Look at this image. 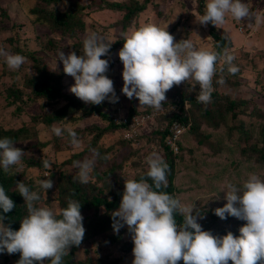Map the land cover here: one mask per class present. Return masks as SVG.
<instances>
[{
  "label": "rangeland",
  "instance_id": "374dc122",
  "mask_svg": "<svg viewBox=\"0 0 264 264\" xmlns=\"http://www.w3.org/2000/svg\"><path fill=\"white\" fill-rule=\"evenodd\" d=\"M105 1H117L124 4L133 1L143 3V0H60L58 3L45 5L47 6L45 7L47 12L48 10L51 12L74 11L73 19L76 23L77 36L75 38L70 37L67 33L63 34L61 30L56 29L48 20H40L38 17L36 18L35 14H32L30 10L37 6L38 3H41L39 0H0V49L9 54H21L26 57L25 63L19 69L12 70L5 63V58L0 56V126L5 129L10 127L16 129L23 126L27 127V132H33L31 138L28 137L14 142L16 147L23 150L24 154L21 160L22 166L17 165L12 168L20 172L24 171L25 181L30 185V190L39 192L41 199L38 202V206L49 207L56 211L61 210L59 209V207H63L60 205L61 200H59V198L63 197L60 193L61 187H66L68 190L70 185L68 177L74 182L77 181L79 169L76 166V162L83 161L86 158H93V150L98 152L99 155L95 156V166L89 180L95 182L98 186H102L109 198H111L110 190L120 187L121 181L135 177L138 173L148 170L146 158L149 153L156 152L162 158L163 154L160 151L147 150L149 146L146 147L148 143L145 142V138H143L144 142L140 140L141 138H137L132 142L133 144L122 141L124 140V135L127 136L128 133L134 134L136 130L137 133L139 131L148 133L154 128V124L157 125V122H147L145 124L141 122L136 126L134 132L132 130L127 132L121 128L114 131H105L99 140L94 139L95 130H90L91 132L85 133L86 136L80 140L79 147L74 146L71 140L64 136V133L61 135L62 140H56V135L52 132L51 127L47 128L42 122V115L45 114L43 101L33 96L32 87L26 82L28 74L32 75L35 72L33 70L34 61L32 56L35 55L36 58L42 56L45 64L51 70L64 69L63 62L58 60L59 51L62 50L65 54H68L71 51L77 53L76 49L83 50V47L78 45L79 42L84 41L86 36L92 33H96L106 42H114L122 39L123 33L145 24H155L165 29L168 28V31L174 35L176 41L191 39L198 47L214 50L213 38L209 35L208 24L206 26L202 25L197 20V17L202 16L198 12L197 0H152L146 4V8L138 13L139 15L134 18L127 28H122L119 24L123 11L110 9L106 6ZM244 2L248 4L251 13L264 14V0H244ZM3 11L5 12L3 13ZM27 16L28 22L25 25H21ZM231 19L230 16L226 18V22L221 26V29L224 28L226 33L229 34L232 44L239 47L238 50H234L235 54L236 52L237 54L234 55L233 64H237L238 69L242 71L238 77L234 78L235 81H231V85L226 88L221 86L219 90L221 94H227L236 99L252 98V102L245 108L252 109L254 107L260 113V116H255L248 120L247 114L236 113L235 124L237 127L230 131L227 124H231L233 121L231 118H228L226 126H221L218 130H213L202 122L200 131L203 134L210 133L208 140L198 144L189 132L186 139L192 140L189 144L190 147L178 155L179 157L181 156L179 160L178 156L175 159L176 161L178 160L177 171L179 173L173 179L175 192L182 204L193 207V214L198 211L202 215V218L198 217V222L202 227L209 226L214 229H216V226L224 229L223 219L220 217L214 218L211 214L214 213L216 208L223 207L227 203L225 199L226 193L222 191L226 184L230 182L239 186L250 174H256L260 177L261 172H264V165L256 161V155L250 149L256 143L260 147L261 140L259 139L261 138L262 126L264 125V23L257 26L254 16L238 22ZM12 23L15 25L12 26ZM20 25L21 27L19 28ZM10 26H12L13 30L10 29ZM216 30L219 32L217 27ZM9 38H11V41ZM15 49L23 50V53H17ZM112 50L111 52L109 51L106 57L102 58L109 60V70L106 75L114 81V88L118 97V101L115 103L107 100L108 108L110 107V113L114 116V119L120 121L128 114L129 106H133L140 111L145 106L140 107L137 98L129 99L123 94V63L119 58V49ZM33 53L34 55H31ZM221 66L222 69H227L228 67L226 64L221 63L218 68H221ZM67 77L69 80L64 79V82L71 86L74 85V77L68 74ZM255 83L256 86L250 88ZM186 86V82L178 86L174 85L166 93L167 100L172 97L170 94L175 92L180 94V92L187 90L189 94L190 92L192 94L194 91L189 87L186 88ZM63 88L70 96H73L70 86ZM8 92L13 96H15L14 92H18L20 98L23 97L27 101L21 104V108L18 109L15 97L8 95ZM28 96L33 99L28 101ZM75 97V99L79 100L76 95ZM183 105L188 110V113L192 112L195 116H198L199 111L193 104L184 103ZM166 107L165 105L160 109L164 111ZM171 108V110L166 108V112L169 111L170 114L174 111L178 112L176 107ZM104 110H107L106 107H104ZM79 114L80 112H75V115L78 116ZM154 114L155 112L152 113L153 116ZM136 115H141V113ZM241 119L244 128L248 132L239 128L241 124L239 120ZM105 124L106 122L96 114L87 116L77 122L78 127L91 125L103 127ZM226 131L229 132L227 136ZM246 136L249 137L244 138ZM155 144L154 141L149 143L152 148ZM138 146H141L140 150ZM80 152L83 153L78 156ZM74 155L77 156L74 157L73 162H70L68 159L73 158ZM29 159H33L36 162H42L43 159H47L51 169H44L43 171L38 168L40 165H36L28 167L26 171L25 165ZM108 167H111L113 171L106 178V186H103L102 181H97L94 169L101 173L102 170ZM40 178H51L53 187L48 191L41 189L38 184ZM118 208L119 206H116L115 209L110 210L106 215L113 213ZM104 212V207L102 205L99 206L97 214L102 216L105 215ZM81 213L84 217L83 224L87 231L88 226L86 223L88 220L85 218L87 216L90 218L94 215V211L93 209H84ZM227 220L230 222L228 227H231L233 233L246 223V221L233 216H228ZM208 231H211L214 235H219V232L211 228ZM234 235L239 236L240 232L239 235ZM132 243L131 234L127 226L121 228L119 233H116L111 225L110 228L85 239L79 245L74 253L73 264H132L134 259ZM3 255L0 252V264H17L10 258L4 261ZM179 264H183V261L181 260Z\"/></svg>",
  "mask_w": 264,
  "mask_h": 264
},
{
  "label": "clouds",
  "instance_id": "9594fccd",
  "mask_svg": "<svg viewBox=\"0 0 264 264\" xmlns=\"http://www.w3.org/2000/svg\"><path fill=\"white\" fill-rule=\"evenodd\" d=\"M229 16L237 22L254 16L257 26L264 23V14L251 13L244 0H206L205 12L197 20L202 25L211 23L221 28ZM122 35L124 44L119 50L123 63L122 92L129 99L137 98L140 107L159 110L167 100L166 93L174 85L185 82L192 89L199 85L196 101L207 105L211 102L217 65L226 64L231 74L239 71L233 64L234 55L227 49L220 53L198 47L191 39L176 41L168 28L159 25H141ZM112 43L92 33L83 41L82 55L75 51L68 54L62 50L58 52L65 74L75 79L70 91L86 103L99 105L105 100L118 101L114 81L106 75L109 60L102 58L109 54ZM0 56L12 70L19 69L26 60L21 54H9L3 49H0ZM178 126L181 131H177ZM188 126V123L176 120L170 129L176 137ZM51 130L56 136L66 131L71 143L79 147L80 140L73 128L53 126ZM166 144L175 160L180 154L177 143L168 138ZM158 146L155 144L153 150L160 151L163 158L156 152L149 153L146 158V175L152 183L146 179H125L119 208L112 213L114 232L119 233L127 226L131 234L134 243L132 264H179L181 260L183 264H229V261L233 264H264V179L250 174L242 185L226 184L222 191L226 193L227 203L216 208L215 215L221 219L233 216L246 223L240 227L239 236L231 231L223 236L214 235L202 228L198 222L202 215L198 211L193 214V207L183 205L179 198L167 192L158 191L167 187L169 170L166 152ZM23 154L12 139L0 138V167L5 173L13 166H22ZM98 155L93 150V158L76 162L80 183H89ZM42 164L49 167L47 159H43ZM38 184L46 191L53 187L51 178L42 179ZM16 188L24 198L28 214L21 220L18 230L4 224V214L11 212L16 205L0 185V209L3 210L0 213V252L19 253L17 264H45L46 260L50 264H63L68 250L79 246L85 236L81 203L70 199L65 208L56 211L38 206L41 195L22 181H17ZM176 213L183 217L181 224L177 223Z\"/></svg>",
  "mask_w": 264,
  "mask_h": 264
},
{
  "label": "trees",
  "instance_id": "16d2710c",
  "mask_svg": "<svg viewBox=\"0 0 264 264\" xmlns=\"http://www.w3.org/2000/svg\"><path fill=\"white\" fill-rule=\"evenodd\" d=\"M41 3H38L37 6L31 8L30 11H32V14L36 15V18L38 17L40 20H48L50 23H52L56 29H59L64 33H67L70 37L76 36V30H75V22L73 19L74 11L73 10H65L63 12L61 11H49L45 10V5L51 4V3H58L60 0H39ZM152 0H143V3H138L137 1H133L128 4H124L121 2H108L105 1V4L110 9H116L119 11H123V16L121 20L119 21V24L122 26V28H127L131 22H133L134 18L139 15L138 13L146 8V4ZM198 2V12L203 15L205 12V2L204 0H197ZM5 11H3L4 13ZM230 20V19H229ZM232 20V19H231ZM233 21V20H232ZM26 22H28V16L25 18V21L21 23V25H25ZM229 22V21H228ZM12 26L15 25L14 23L11 24ZM19 26V28L21 27ZM12 26H10V29H12ZM14 28V27H13ZM209 35L213 38V46L214 50L220 53H223L225 49L230 51L229 53L232 55H236L234 50H238L239 47H236V45L232 44L230 36L224 28H217L219 32H217L216 27L209 23ZM13 30V29H12ZM225 31V32H224ZM227 37V39H225ZM11 41V38H9ZM111 42V41H110ZM124 40L119 39L112 43L110 52L113 51L112 49L118 48L119 50L123 47ZM79 46L83 47V41H80ZM233 48V49H232ZM17 53H23V50L15 49ZM78 55L83 54V50L76 49ZM16 53V52H15ZM31 55H34L31 54ZM32 59L34 61L33 63V70L35 71L34 74L27 76V84L32 87L31 92L33 93V96L37 99H40L43 101V107H44V113L42 115V122L47 126V128L53 126L66 128L71 127L73 128L78 136V139H83L82 137L86 136L85 133L88 134V132L94 131V139L99 140L102 137V134L105 131H114L116 129H123L127 132L131 129V117L132 114L136 115L139 113L143 114H151L155 112L153 116L152 123L154 124V128H152L148 133L139 131V133L133 134V137L129 138L125 135L123 136L122 141L124 142H132L135 141V139H140L142 142H144L143 138H145L147 150H153V148L149 145L151 141H154L156 145H159L157 148H163V151L166 152V159L165 161L169 165V170L167 173V179H168V185L166 188H161L158 191H164L167 192L170 195H173L174 197H177V194L175 192V188L173 185V179L176 174L179 173L177 171V162L181 158V156L178 158V160H173L174 156L171 154L169 146L166 144V139L172 138L175 140L179 147V153H183L187 150V148L190 147V142L192 140H187L186 137L189 134V132L192 134L194 139H196V142L198 144H202L203 142H206L209 138V134H203L200 131V125L202 122H204L209 128L213 130L220 129L221 126H226V122H228V118L233 119L231 124H227V127L229 128V131L237 125L235 124L236 116L237 114L244 113V115L247 114V119L250 120L251 118H254L255 116H260V113L255 110L253 107L252 109L245 108V106H248L252 102V98L248 99H236L232 98L231 96L227 94H221L219 87L223 86L224 88L231 85V81H235L234 78L238 77L239 73L242 71L239 69V71L235 74H231L227 71V69L218 68L219 64L217 65V74L213 77V92L211 97V102L207 105L198 103L196 101L195 93H198L199 85L196 86V89H192L191 85L187 83L186 88L192 89L194 92L189 94L187 90H184V92H175L174 94H170L172 97L162 103V106H167V110H171V107H176L178 109V112L174 111L170 114L169 111L166 112V108L164 111L161 109L155 110L151 107L145 106L142 111L135 109L133 106H129L128 108V114L125 116V119H121L120 121H116L114 119V116L111 115L110 107L108 108L109 104L108 101L105 100L103 103L97 105V104H91V103H84L80 99H75V94L72 93L74 96H70L66 90H64L63 87H67L71 85H68L64 82V79H68L67 74H65L64 69L60 68L58 70H51L43 60L42 56H32ZM223 64V63H222ZM235 66L238 67L237 64ZM69 80V79H68ZM223 80V83H219L218 81ZM69 82V81H68ZM256 86V83L251 86L250 88H254ZM8 95L13 96L10 92H8ZM13 97H15L17 104V108H21V104H24L27 99L20 98V94L18 92H14ZM33 98L28 96V101L32 100ZM64 101V103H63ZM185 102L193 104L199 111L198 116H195L192 112L188 113V110L185 109V106L183 105ZM172 105V106H171ZM190 105V106H191ZM169 106V107H168ZM171 106V107H170ZM104 107H106L107 110H104ZM75 112H80V114L77 116L75 115ZM237 113V114H236ZM92 114H96L99 116L103 121L106 122V124L103 127H100L98 125H91V126H77V122L80 119H84L87 116H90ZM181 121L182 123L186 124L188 123L189 126L186 129L185 132H183L181 135L174 137L173 132L171 131V124L174 123V121ZM247 120V121H248ZM241 122L239 128L241 130H244V124L242 123V119L239 120ZM261 131V145L260 147L257 146L258 144H253L252 153L256 155V161L259 164L264 165V125L262 126ZM91 130V131H90ZM247 130V129H245ZM27 127H20V128H3L0 126V138H10L13 140V142L18 140H23L28 137L33 136V132H27ZM248 132V130H247ZM65 137H68L69 140H71L70 136L66 131L63 132ZM91 134V133H89ZM229 134L228 131H226V136ZM55 135V134H54ZM247 135V134H246ZM249 136H246L244 138H247ZM56 140H62L61 136H55ZM84 140H86L84 138ZM121 141V142H122ZM95 142V141H94ZM93 142V143H94ZM153 143V142H152ZM138 149H141V146H138ZM83 153V152H82ZM78 156H80L82 154ZM77 155H74L73 158L68 159L70 162L74 161V157ZM143 156V155H142ZM144 160V159H143ZM39 166L38 168L49 170L50 167L45 168L42 164V162H36L33 159H29L28 162H26L25 168L26 171L28 170V167L33 166ZM113 169L111 170V167L105 168L102 170L101 173L97 172L96 169H94V174L97 176V181H102V185L106 186V178L109 177L112 173ZM23 172V173H21ZM15 170L12 167L10 168L8 173H5L0 167V185H3L6 193L13 199L15 203V208L7 213L5 215L4 224L9 225L14 229L18 230L20 228L21 220L28 214L26 205L24 204V198L23 196L18 193L16 184L17 181H22L26 186H28L30 189V185L27 181H25L24 177V171ZM260 178L264 179V172H261ZM147 170L143 171L142 173H138L135 177H132L130 179H146L149 183H152L151 179L147 177ZM51 177V175H50ZM69 187L68 190L66 187H61L60 193L63 195L61 199V206L59 209H63L67 206L68 201L76 200L81 203V211L84 209H93L94 215H92L90 218L87 216L85 219L88 220L86 225L88 226L87 231L85 232L84 239H87L93 235L99 234L102 231L108 229L113 224V217L112 213L109 215H106L110 210L115 209L116 206L120 205L122 194L125 187V181L120 182V187L114 188L110 190L111 198L107 196L104 192V188L102 186H98L95 184V182H92L89 180V183L82 184L79 182L78 178L77 181L71 180L69 177ZM42 180V178H40ZM31 182V181H30ZM32 183V182H31ZM66 189V190H65ZM69 191V192H68ZM181 201V200H180ZM182 203V201H181ZM103 206L105 209L104 214L105 215H98L97 211L99 210V206ZM59 211V210H57ZM0 213H3V210L0 209ZM96 215V216H95ZM176 219L177 223L181 224L183 222V217L176 213ZM212 217L218 218L215 213L211 214ZM229 219V218H228ZM224 229H220L216 226V229L212 227H202L204 230H210L213 229L217 232H219V235L223 236L226 235L227 232L233 231L231 230V227H228L230 225V222L227 219H223ZM228 227V228H227ZM239 235V229L236 230L235 233ZM82 241V242H83ZM132 246L134 247V243H132ZM131 246V247H132ZM79 246H73L71 247L67 254L63 257V264H73L74 261V253L75 250ZM4 261H7L9 258L13 261L17 262L20 259V254H9L5 250L2 252ZM5 264V263H3ZM39 264V262H37ZM45 264H50L49 261H45ZM229 264H233L232 261H229Z\"/></svg>",
  "mask_w": 264,
  "mask_h": 264
},
{
  "label": "built area",
  "instance_id": "2783aa9c",
  "mask_svg": "<svg viewBox=\"0 0 264 264\" xmlns=\"http://www.w3.org/2000/svg\"><path fill=\"white\" fill-rule=\"evenodd\" d=\"M125 119V118H124ZM152 120H153V115H152V113L151 114H142V115H138V116H133L132 118H131V129L130 130H132V132H134V130L136 129V126L139 124V123H141L142 122V124H145V123H147V122H152ZM177 124V123H176ZM177 131H181V128H180V126H178L177 127ZM128 136L127 137H129L131 134L130 133H128L127 134Z\"/></svg>",
  "mask_w": 264,
  "mask_h": 264
}]
</instances>
